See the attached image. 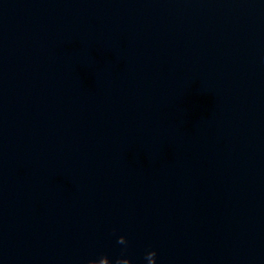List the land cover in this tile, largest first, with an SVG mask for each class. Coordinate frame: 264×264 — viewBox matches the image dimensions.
I'll list each match as a JSON object with an SVG mask.
<instances>
[{"label": "water", "instance_id": "water-1", "mask_svg": "<svg viewBox=\"0 0 264 264\" xmlns=\"http://www.w3.org/2000/svg\"><path fill=\"white\" fill-rule=\"evenodd\" d=\"M0 264H264V0H0Z\"/></svg>", "mask_w": 264, "mask_h": 264}]
</instances>
